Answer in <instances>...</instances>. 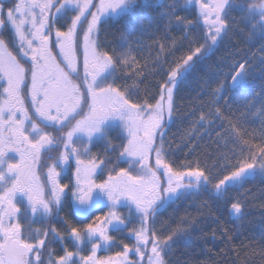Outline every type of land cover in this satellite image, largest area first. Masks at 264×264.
<instances>
[{
    "label": "snow or ice",
    "instance_id": "1",
    "mask_svg": "<svg viewBox=\"0 0 264 264\" xmlns=\"http://www.w3.org/2000/svg\"><path fill=\"white\" fill-rule=\"evenodd\" d=\"M193 3L195 19L176 14ZM150 6L148 0H12L5 9L0 0V28L12 33L11 41L0 38V264H170L168 253L186 229L165 233L157 214L192 189H210L230 215L242 216L244 201L229 189L242 187L257 165L264 173V88L235 112L228 99V111L219 102L223 83L211 91L198 127L185 133L190 141L215 134L219 151L211 166L199 159L177 165L165 126L176 109L179 77L195 71L230 32L264 37V0H172L161 15L199 34L156 92L145 89L140 97L143 66L131 50L109 49L99 32L105 14L128 16ZM235 56L225 78L233 90L244 89L254 62L264 71V42ZM117 73L134 83H117ZM249 115L260 117L259 135L245 127ZM100 142L103 150L93 151ZM71 161L74 179L65 183L63 168ZM69 194L77 219L61 215ZM38 219L47 226L34 227ZM113 245L120 250L97 256Z\"/></svg>",
    "mask_w": 264,
    "mask_h": 264
},
{
    "label": "trees",
    "instance_id": "2",
    "mask_svg": "<svg viewBox=\"0 0 264 264\" xmlns=\"http://www.w3.org/2000/svg\"><path fill=\"white\" fill-rule=\"evenodd\" d=\"M171 2L172 0H161L164 5L161 6L157 0H148L150 7H139L133 15L108 17L100 25L99 39L109 49L131 50L143 66L145 79L140 85V97L144 96L145 89L156 92L157 84L166 79L165 73L172 61L183 54L188 40L199 34V29L183 30L175 23L169 24L168 17L161 15ZM3 3L5 9L12 6V0H3ZM177 3L185 4V0H177ZM197 13L198 9L191 4L176 10L177 15L189 19H195ZM233 14L238 15L235 12ZM0 38L11 41L10 29L0 28ZM173 40L176 41L175 48L171 47ZM262 42L264 37L258 33L249 39L246 33L239 30L230 32L197 65L195 71L179 77L180 83L174 97L176 109L165 126L166 139L172 143V159L177 165L199 159L211 166L219 151L215 134L197 136L190 141L185 133L198 127L194 122L201 111H207L206 105L212 100L211 91L220 83L224 84V92L219 102L228 111V106L224 103L228 99L232 112L251 101L253 95L264 88V71L258 61L254 62L247 88L233 90L229 87L230 78H225L229 72L228 65L234 62L237 52L249 49L254 52ZM161 44L168 47L161 51ZM116 76L117 83H134L126 81L120 73ZM245 127L250 131L256 130L259 135L260 117L249 115ZM203 131L201 128L200 132ZM111 134L116 136L118 130ZM192 147L195 150L190 152ZM102 150L103 142L93 149ZM106 175L105 172L103 177L98 178H106ZM210 191L206 188L192 189L190 195L174 203L169 202L159 210L156 218L158 229L163 228L165 233L177 225L186 229L175 238L172 250L168 253L170 264H264V255H261L264 251V173L260 171L259 165L245 177L242 187L233 185L229 189V195H239L244 201L242 216L230 215L226 206L218 203L210 195ZM64 211L77 219L75 211L69 206L66 205ZM53 220L54 218L50 223Z\"/></svg>",
    "mask_w": 264,
    "mask_h": 264
},
{
    "label": "rangeland",
    "instance_id": "3",
    "mask_svg": "<svg viewBox=\"0 0 264 264\" xmlns=\"http://www.w3.org/2000/svg\"><path fill=\"white\" fill-rule=\"evenodd\" d=\"M191 5H195V4L193 3ZM108 17H115V15H111L110 16L108 14H105V16H103L101 18V22L103 20L108 19ZM74 166H75L74 165V161H71L70 162V166H65L63 168V173H62V175H63V182L68 183V182H70L71 180L74 179ZM252 172L253 171H250L246 175V177L248 175H250ZM97 179H99V178L97 177ZM66 205L69 206L70 208H72L74 210V205H73V201H72L71 194H69L68 199L65 201V207H66ZM65 207H64L63 212L61 213V215H64L65 214V211H64L65 210ZM104 210L107 211L106 208ZM121 211L124 212L125 214H127V207L126 206H121ZM53 223H56L59 226V221L56 218H54ZM44 226H47L46 223L40 221L39 219L37 220V223L34 225V227H44ZM114 234L117 235L118 238H122L123 236H126V233H115L114 232ZM126 242L131 243L132 242L131 241V237H128ZM52 247L53 248H56V249H59V243L58 242H54L53 245H52ZM119 250H120V248L118 246H116V245H113L112 247H104L100 251L97 252V256L98 257H107V256H110V255H113L116 251H119ZM130 258L131 259H135L134 256H130Z\"/></svg>",
    "mask_w": 264,
    "mask_h": 264
},
{
    "label": "water",
    "instance_id": "4",
    "mask_svg": "<svg viewBox=\"0 0 264 264\" xmlns=\"http://www.w3.org/2000/svg\"><path fill=\"white\" fill-rule=\"evenodd\" d=\"M230 83H231V81H230ZM105 247H107V246H105Z\"/></svg>",
    "mask_w": 264,
    "mask_h": 264
}]
</instances>
